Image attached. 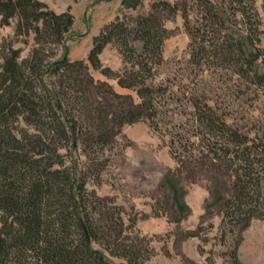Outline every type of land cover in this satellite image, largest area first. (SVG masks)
<instances>
[{"label":"trees","instance_id":"obj_1","mask_svg":"<svg viewBox=\"0 0 264 264\" xmlns=\"http://www.w3.org/2000/svg\"><path fill=\"white\" fill-rule=\"evenodd\" d=\"M141 5L142 0H122L124 9ZM152 8L181 13L191 38L188 65L201 72L191 70L195 86L200 88L202 75L217 68L253 87L256 97L264 91V29L257 0L160 1ZM14 21L15 36L32 34L35 46L25 59L12 42L1 47L0 264H146L141 244L129 242L123 209L103 210L102 199L86 189V172L67 159L79 145L93 153L107 147L126 124L146 119L159 129L173 98L186 100L182 104L191 109L193 122L189 137L178 135L181 152L174 153L172 140L178 167L165 175L180 219L191 212L183 180L199 179L197 171L210 166L224 171L212 177L211 191L221 225L243 232L254 220H264V137L229 123L199 88L181 98L164 84H149L164 61L167 31L159 16H142L134 27L117 17L94 37L88 63L53 60L74 24L69 10L56 13L42 0H0V26ZM133 36L142 40L141 51L130 45ZM114 42L124 56L123 73L100 61ZM90 67L135 91L140 102L108 84V93L125 98L126 109L85 106L90 87L107 83L97 82ZM239 244L230 264H243Z\"/></svg>","mask_w":264,"mask_h":264},{"label":"rangeland","instance_id":"obj_2","mask_svg":"<svg viewBox=\"0 0 264 264\" xmlns=\"http://www.w3.org/2000/svg\"><path fill=\"white\" fill-rule=\"evenodd\" d=\"M160 1L174 4L178 0H142V5L136 10L124 9L122 0H50L56 9L69 10L74 16V24L53 60H83L88 63L93 39L107 24L119 17L134 27L140 17L153 14L163 21L167 36L163 45L164 61L148 82L164 84L172 90V95L183 98V93L199 88L192 83L194 74L191 70L201 72L188 65L191 38L181 13L154 11L153 4ZM257 8L262 15L264 29L262 0H257ZM15 26L16 21L8 27L0 26V65L3 63V45L12 42L15 48H22V59L28 58L35 46L32 34L16 37ZM130 45L141 51L143 42L133 36ZM262 45L264 47V35ZM100 61L114 73H123L126 66L121 48L115 42L105 47ZM89 71L97 82L107 83L98 82L97 87H90L89 103H84L88 108L110 105L113 110H121L128 107L125 98L108 93V84L114 86L119 94L131 95L135 103L140 102L132 89L120 88L117 80L107 78L92 67ZM201 79L204 83L199 89L212 99V105H219L227 114L229 123L251 136L258 134L264 137V91L256 97L253 87L237 80L230 72L217 68H211ZM173 99V102L168 101L171 105L165 107L161 114L159 129L146 119L126 124L107 147L93 153L79 145L78 150H72L68 162L71 159L77 161L86 172V189L102 199L99 206L103 210L123 209L129 242L141 244L146 264H230L239 241L237 256L241 263L264 264V220H254L243 232H233L221 225V213L218 205L213 203L211 191L216 186L212 177H219L218 172L224 171L208 166L197 171L199 179L183 180L185 201L191 212L184 220L180 219L171 201L165 175L178 167L172 140L176 142L174 153L181 152L183 147L178 144V135L189 137L190 132H187H192L193 122L189 114L191 109L183 106L186 100ZM82 122L91 126L88 119ZM191 140L196 139L193 137ZM119 260L114 258L113 261Z\"/></svg>","mask_w":264,"mask_h":264},{"label":"crops","instance_id":"obj_3","mask_svg":"<svg viewBox=\"0 0 264 264\" xmlns=\"http://www.w3.org/2000/svg\"><path fill=\"white\" fill-rule=\"evenodd\" d=\"M43 2H45L53 11H55L56 13H63L65 11H59L58 9H56L54 6L51 5L50 0H42Z\"/></svg>","mask_w":264,"mask_h":264}]
</instances>
